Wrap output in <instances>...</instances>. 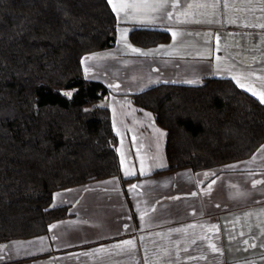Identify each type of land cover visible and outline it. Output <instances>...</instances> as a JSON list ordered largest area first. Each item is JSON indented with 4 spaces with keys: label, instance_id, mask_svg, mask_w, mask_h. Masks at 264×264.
<instances>
[{
    "label": "crops",
    "instance_id": "crops-1",
    "mask_svg": "<svg viewBox=\"0 0 264 264\" xmlns=\"http://www.w3.org/2000/svg\"><path fill=\"white\" fill-rule=\"evenodd\" d=\"M188 4L206 6L181 15ZM116 17L114 45L86 53L82 69L110 88L99 104L110 111L121 173L55 191L52 204H68L69 215L44 234L1 241L0 264H264V183H256L264 181V142L216 172L151 173L166 164L165 129L129 97L156 83L198 84L213 75L239 80L260 99L264 0H172L140 19ZM140 24L166 29L170 39L133 44L128 33Z\"/></svg>",
    "mask_w": 264,
    "mask_h": 264
},
{
    "label": "trees",
    "instance_id": "trees-1",
    "mask_svg": "<svg viewBox=\"0 0 264 264\" xmlns=\"http://www.w3.org/2000/svg\"><path fill=\"white\" fill-rule=\"evenodd\" d=\"M117 24L108 0H0V242L44 234L69 215L68 204H52L55 191L120 175L99 104L110 88L82 69L86 53L114 45ZM128 38L147 47L170 34L140 24ZM129 97L165 129L166 164L151 173L216 172L264 142V102L231 77L160 82Z\"/></svg>",
    "mask_w": 264,
    "mask_h": 264
},
{
    "label": "snow or ice",
    "instance_id": "snow-or-ice-1",
    "mask_svg": "<svg viewBox=\"0 0 264 264\" xmlns=\"http://www.w3.org/2000/svg\"><path fill=\"white\" fill-rule=\"evenodd\" d=\"M172 2V0H122L119 4H116L113 2V0H108V3L112 5L113 11L116 13V15L119 17L121 14H123L125 19H140L139 13L148 10L151 12H159L165 8L168 7L169 3ZM179 0H175V3H178ZM206 5L203 4H188L187 9L189 11H186L184 13H181V15H189L190 10L193 7H204ZM215 7L216 5H212ZM166 15L170 19L172 17L171 12H167ZM143 22V21H141ZM186 22V21H182ZM123 35L121 37L122 41L126 38V30H122ZM173 37L177 36V33L173 32L172 33ZM129 47H131L129 45ZM133 52L140 53L141 55H149L150 53L142 52L140 49L137 48H131ZM191 83V81L189 82ZM237 83L239 84L240 81L237 80ZM241 87H244L243 84H240ZM255 94V93H254ZM260 99L264 101V94H259ZM256 183H264V181H257ZM136 186L134 185L133 188ZM52 227H56V225H53ZM124 244L133 246L134 247V242L133 241H125ZM212 251H218V249L215 247V245H212Z\"/></svg>",
    "mask_w": 264,
    "mask_h": 264
},
{
    "label": "rangeland",
    "instance_id": "rangeland-1",
    "mask_svg": "<svg viewBox=\"0 0 264 264\" xmlns=\"http://www.w3.org/2000/svg\"><path fill=\"white\" fill-rule=\"evenodd\" d=\"M131 24V23H130Z\"/></svg>",
    "mask_w": 264,
    "mask_h": 264
}]
</instances>
